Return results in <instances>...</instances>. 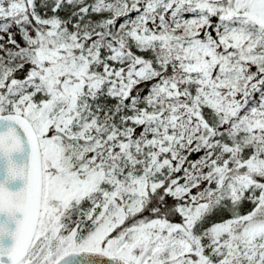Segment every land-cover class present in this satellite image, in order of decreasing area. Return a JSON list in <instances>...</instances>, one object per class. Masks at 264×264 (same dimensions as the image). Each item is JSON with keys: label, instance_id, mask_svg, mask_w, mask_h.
Segmentation results:
<instances>
[{"label": "snow or ice", "instance_id": "snow-or-ice-1", "mask_svg": "<svg viewBox=\"0 0 264 264\" xmlns=\"http://www.w3.org/2000/svg\"><path fill=\"white\" fill-rule=\"evenodd\" d=\"M0 264H264V0H0Z\"/></svg>", "mask_w": 264, "mask_h": 264}, {"label": "trees", "instance_id": "trees-1", "mask_svg": "<svg viewBox=\"0 0 264 264\" xmlns=\"http://www.w3.org/2000/svg\"><path fill=\"white\" fill-rule=\"evenodd\" d=\"M171 203V201H169ZM250 207V205H245V210H247ZM179 219V217H177V220Z\"/></svg>", "mask_w": 264, "mask_h": 264}]
</instances>
